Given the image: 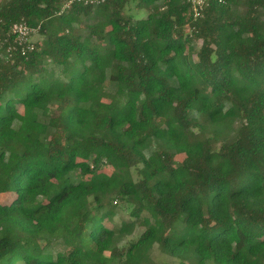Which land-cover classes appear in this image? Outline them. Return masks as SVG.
<instances>
[{
    "label": "trees",
    "instance_id": "1",
    "mask_svg": "<svg viewBox=\"0 0 264 264\" xmlns=\"http://www.w3.org/2000/svg\"><path fill=\"white\" fill-rule=\"evenodd\" d=\"M64 1L0 0V264H264V0Z\"/></svg>",
    "mask_w": 264,
    "mask_h": 264
},
{
    "label": "built area",
    "instance_id": "2",
    "mask_svg": "<svg viewBox=\"0 0 264 264\" xmlns=\"http://www.w3.org/2000/svg\"><path fill=\"white\" fill-rule=\"evenodd\" d=\"M74 0H65L63 4V9L68 7ZM87 2L88 0H78ZM92 1V0H91ZM190 5V10L193 17L200 15L202 9L207 4V0H186ZM11 31L16 35V40L19 44L27 45V42L31 38V33L33 32L24 22L14 23L11 27Z\"/></svg>",
    "mask_w": 264,
    "mask_h": 264
},
{
    "label": "rangeland",
    "instance_id": "3",
    "mask_svg": "<svg viewBox=\"0 0 264 264\" xmlns=\"http://www.w3.org/2000/svg\"><path fill=\"white\" fill-rule=\"evenodd\" d=\"M132 7L133 6H131V10L130 11H132ZM139 16V15H138ZM40 37L38 36V34L36 33V32H32L31 33V38H30V40L32 41V42H35L36 40H38ZM178 160L180 161L181 160V157L180 158H178ZM178 161V162H179ZM114 204V203H113ZM115 212H116V214H115V216H114V218H113V223L112 224H114V226L115 225H119L122 221H129L130 220V216H129V214H128V212L123 208V206H121V204H120V202H118L117 204H116V208H115ZM109 225V224H108ZM141 228L140 227H137L136 229H135V231L132 233V234H129V235H126V236H124L122 239H121V242H125V241H127V240H131V239H135L138 235H139V233L141 232ZM155 258L158 260V259H164V257L163 256H160L159 254H157V255H155Z\"/></svg>",
    "mask_w": 264,
    "mask_h": 264
}]
</instances>
